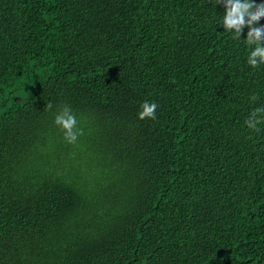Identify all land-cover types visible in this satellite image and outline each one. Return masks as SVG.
<instances>
[{
	"label": "trees",
	"instance_id": "1",
	"mask_svg": "<svg viewBox=\"0 0 264 264\" xmlns=\"http://www.w3.org/2000/svg\"><path fill=\"white\" fill-rule=\"evenodd\" d=\"M223 14L0 0V264H264V123H244L264 64ZM65 104L75 144L53 123Z\"/></svg>",
	"mask_w": 264,
	"mask_h": 264
},
{
	"label": "clouds",
	"instance_id": "2",
	"mask_svg": "<svg viewBox=\"0 0 264 264\" xmlns=\"http://www.w3.org/2000/svg\"><path fill=\"white\" fill-rule=\"evenodd\" d=\"M217 3L224 7V14L219 19L221 27L225 32L233 33V39H239L242 30L245 27L248 28L244 40L247 45L254 47L251 48L246 63L252 68H258L264 64V25L254 26L264 17V3H255V0H216ZM257 98L254 93L249 100L254 102ZM44 107L45 110H51L53 105L49 102ZM158 107L156 102H142L137 112L138 119H156ZM53 123L62 131L65 141L69 144H75L84 134L83 129L77 126L78 120L75 113L67 104L56 113ZM244 123L250 130L261 131L258 125L264 123V106L254 108Z\"/></svg>",
	"mask_w": 264,
	"mask_h": 264
}]
</instances>
